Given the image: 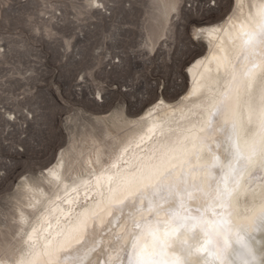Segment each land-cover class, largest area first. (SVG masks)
<instances>
[{
    "label": "bare ground",
    "instance_id": "bare-ground-1",
    "mask_svg": "<svg viewBox=\"0 0 264 264\" xmlns=\"http://www.w3.org/2000/svg\"><path fill=\"white\" fill-rule=\"evenodd\" d=\"M194 35L181 98L82 164L59 154L27 185L24 253L0 264H264V0Z\"/></svg>",
    "mask_w": 264,
    "mask_h": 264
},
{
    "label": "rangeland",
    "instance_id": "rangeland-1",
    "mask_svg": "<svg viewBox=\"0 0 264 264\" xmlns=\"http://www.w3.org/2000/svg\"><path fill=\"white\" fill-rule=\"evenodd\" d=\"M234 1L0 0V261L24 253L38 219L27 185L59 154L82 164L154 104L176 103L206 53L195 31Z\"/></svg>",
    "mask_w": 264,
    "mask_h": 264
}]
</instances>
